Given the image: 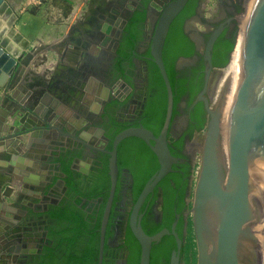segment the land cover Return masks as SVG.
I'll return each instance as SVG.
<instances>
[{
	"label": "water",
	"instance_id": "water-1",
	"mask_svg": "<svg viewBox=\"0 0 264 264\" xmlns=\"http://www.w3.org/2000/svg\"><path fill=\"white\" fill-rule=\"evenodd\" d=\"M16 2L10 3L8 0H0V58L3 59L7 58V51L5 50L10 46L8 38L10 28L18 18L15 10ZM187 2L188 0H151L147 6L146 20L144 22V30L150 24L149 57L147 58L158 68L166 90L165 117L158 135L155 136L152 131L142 125L137 127L130 126L114 136L110 150H106L104 148L105 145L91 146L93 149L104 152L109 156L108 175L110 188L101 218L97 264H102L103 260L105 230L117 183V146L120 141L128 137H136L142 140L155 155L159 167L147 180L135 202H130L131 208L125 218V222L116 229L117 233L111 241V245L122 244L123 236L128 227L140 247L139 264H150L152 245L158 243L163 236L171 235L175 240L176 247L170 253L169 264H180L184 238H180L175 231L179 214L176 215V219L171 224L170 229L163 228L153 235H148L141 225L143 212H140V209L148 194L153 192L157 184L167 174L175 171L172 168L174 164L189 161L192 166L194 165L193 156L187 151V146L195 137V133L191 139H186L183 147L182 152L187 158L174 157L168 147L170 143L168 134L170 133L173 137L179 135L181 133V125H175L176 120H179L178 118L172 121L173 93L162 58L163 47L170 25ZM200 6L201 0L198 1L195 14L183 24L184 33L194 42L196 51L202 55L204 60L202 88L189 108H192L198 102H202L206 118L203 132L204 142L201 150L199 170L193 186L192 199L189 201L191 179H189L185 196V203L186 205L190 204V208L184 214L183 236L187 225V215L189 214L196 245V264H238L242 259L243 241L248 240L255 245L257 244L254 232L247 225L252 218L254 206L257 205L264 214V0L243 36L233 83L229 111V150L233 161L232 178L237 183L234 189L230 187L220 162L221 112L219 108H212L211 106L210 79L214 70L223 69L230 62L232 51L237 44L238 34L242 25H244L243 23L247 21L246 16L251 3L249 0H244V8L239 16L240 23L235 35V46L229 53L228 63L224 67H215L212 64L213 45L222 32L223 27L220 26L209 32L208 28L210 26L209 23L212 21V13H210V17L202 16L199 11ZM134 9L135 4L128 7L130 12H133ZM151 15H153L152 23H150ZM192 19H196V22L205 28L202 30L196 26L190 27L188 22ZM125 24L126 19H118L115 28L111 24L104 22L101 30L106 33H109L110 30H116L115 37L119 38ZM205 34H209L206 41L204 40ZM117 46L118 42L116 41L114 52ZM81 48L86 50L83 46ZM22 53L20 52L16 58H11L5 67L8 75H11V82L16 85L23 80L21 75L26 68L32 70L30 66L27 67L28 63L26 60L29 54L23 57ZM20 57H22V62L19 59ZM81 57H84L83 52ZM197 59L198 54L189 58L180 57L175 67L180 69L184 66L194 65ZM17 61L23 64L18 66L14 72ZM26 74L28 73L26 72ZM2 78L4 76H1L0 73V83ZM103 90L104 95H102V98L104 100H107L110 96L122 101L132 91V87L120 80L111 91L106 87ZM24 93L26 92L24 91ZM79 95L82 97L83 93L80 91ZM47 96L49 97V95ZM81 102L90 104L93 101L91 102L88 96L85 95ZM37 104L38 101L36 102ZM182 106H185V103H182ZM15 107L22 110L17 105ZM23 107L26 108V105H23ZM62 111L63 108L61 107L52 113V120L56 122V125L61 126V118L71 122L73 125L74 123L76 124L77 120L72 116L70 110H66L67 112ZM32 112L34 113V111ZM1 113L0 125L3 124L4 116L6 117L7 114L11 116L14 110L9 113L6 111ZM23 113L25 112L23 111ZM26 113L29 112L26 110ZM180 120H182V124H185V118ZM81 124L83 122L79 121L76 125ZM25 126L28 125L25 124ZM54 128L56 129V126ZM91 130H98L99 135L102 136V141L104 143L108 142L102 129L91 128ZM17 131L19 130H16L14 135L19 133ZM21 131L23 132L24 130L21 129ZM78 140L84 146L89 147L85 139ZM80 161L84 163L81 167H75V162L73 167L87 174L91 158ZM129 182H132L131 177ZM158 190L159 196L153 211L157 219L160 220L162 212L157 209V206L162 203V198L161 189L159 188ZM122 253L123 258L118 260L117 264H126V252L123 251Z\"/></svg>",
	"mask_w": 264,
	"mask_h": 264
},
{
	"label": "trees",
	"instance_id": "trees-1",
	"mask_svg": "<svg viewBox=\"0 0 264 264\" xmlns=\"http://www.w3.org/2000/svg\"><path fill=\"white\" fill-rule=\"evenodd\" d=\"M151 0H140L133 12L125 11L126 24L118 39V46L113 57L114 78H121L129 86L134 87L133 77L134 58L139 44L145 41L144 22L147 6ZM198 0H188L181 12L170 25L163 47V63L173 93L172 121L182 113H188V122L179 135L173 137L170 133L168 147L171 155L187 158L183 154L186 139H191L194 132L204 129L206 118L202 102L189 108L203 84L204 60L196 49L194 42L183 31L185 21L195 14ZM207 38V35L205 36ZM149 43L145 50L138 54L144 61L146 76L143 89V101L136 106L133 118L119 119L117 111L125 106L133 96V90L122 100L109 97L100 115L95 122L104 131L108 139L106 150L111 149L114 136L127 127L139 125L152 131L157 136L165 117L166 90L156 65L149 60ZM235 46L234 34H227V29L217 37L212 49V64L215 67H224L229 60V53ZM238 47V46H237ZM236 47V49H237ZM198 54L194 65L175 67L180 57L189 58ZM185 106L181 108L180 103ZM189 109V112H187ZM84 154V146H62L52 162L58 166L55 176L47 189L56 181H63L60 192L55 191L56 201L49 203L42 212H30L28 220L39 221L45 230L44 242L41 250L31 254L26 264H97L100 225L105 203L109 194L110 179L108 175V154L96 152L87 174L73 167L76 160ZM118 177L113 203L111 206L104 237L102 264H117L126 252V264H139L140 247L129 228H126L122 244L111 245L119 227L117 221L121 216L120 203L125 186L129 187L126 194L131 202H135L147 180L158 170L155 155L139 138L128 137L120 141L117 146ZM175 170L167 174L148 194L140 212H143L141 225L148 235H153L163 228L170 229L176 222L175 231L183 237L185 224L184 212L188 208L185 196L190 176L194 167L189 161L172 166ZM130 174L132 182L123 176L124 170ZM161 189L162 203L159 210L162 212L157 219L153 207ZM120 225H122L120 223ZM118 226V227H117ZM187 230L191 229L190 217L187 219ZM192 231V230H191ZM191 238H194L191 235ZM190 238V240H191ZM194 244V243H193ZM176 244L173 236L165 235L152 245L150 264H169L170 253ZM187 249L183 245L181 257Z\"/></svg>",
	"mask_w": 264,
	"mask_h": 264
},
{
	"label": "crops",
	"instance_id": "crops-1",
	"mask_svg": "<svg viewBox=\"0 0 264 264\" xmlns=\"http://www.w3.org/2000/svg\"><path fill=\"white\" fill-rule=\"evenodd\" d=\"M8 1L10 3L16 2V0ZM26 1L27 0H17L18 3L16 2L15 10L18 14V18L8 35L10 46L5 50L7 51V58H0V73L1 76H4L0 83V116H2V111L9 113L14 110L11 116H9V114H7L6 117L4 116V121H2L3 124L0 125V254H10L8 256L0 255V264H19L25 251L29 249L32 250L34 240L36 237H39L41 232L37 230L38 224L28 221L27 216L30 212L44 211L50 201L54 202L57 200L52 193L58 189V187L60 189L63 188V181L58 180L51 188L47 189L58 168L51 160L58 154L59 149L55 150L49 143L50 139H52L51 133L42 129V110H34V113H32L33 117L27 113H20V111H17L15 105L19 107H21L20 105H24L20 101L16 102L14 100V93L20 88H18V85L11 82V75H8V71L5 67L9 60L11 58H16L30 41L33 42L32 49H36L37 52L42 51L44 58L48 57L49 54L59 56L51 45L54 43L58 45L57 42H62L70 58L62 57L58 63L61 64L59 65V69L67 66L72 71H76L74 66L75 64L77 65L78 49L71 43L72 34L70 36L68 35L72 27H74L73 24L76 20L65 26L66 22L69 21L67 18L56 19L52 17L51 19L47 16L46 18L43 16L44 18L42 19V8H38L41 4L30 5V2L27 4ZM71 1L72 0H54L53 2L61 6L65 4L66 6ZM60 25L66 28L61 29L62 27H60ZM88 28L89 26L86 30H88ZM56 32L60 33L57 34ZM86 36H88V33ZM105 37L106 36L101 40L102 42H106ZM40 42H42L41 46L39 44ZM78 43H80L79 39H77V44ZM35 44H39V46L35 47ZM81 46L86 49L83 50L82 48L84 56L86 54L85 52L95 49L94 44H90L87 39L82 41ZM57 48L63 51V46L61 48L57 46ZM73 56H75V59ZM50 63L48 62L47 65ZM63 63L65 65H63ZM45 68L48 69L47 67ZM53 68H55L53 73L48 75V72L45 71L44 74H42V79L38 80L42 82V85L33 87V89L43 88V85H45L46 88L49 86L48 89H52V82L55 83V81L59 80V74H57V77L53 76V79L50 80L46 77H50L51 74H55V72L60 73L58 65L53 64ZM24 75H26V70L22 72L21 76L23 77ZM65 75L67 76L68 74ZM75 76L78 75L75 74ZM32 78L33 75L28 77L30 81H32ZM18 84H22V81ZM33 84L35 85V80L31 83V85ZM60 87V93L68 96L64 100L60 98L63 101L53 94L43 92V95L40 93V98L38 97V104L34 106L39 109L40 107L42 108V105H46L49 102L51 106L54 104L58 106V108L62 107L65 112H67L66 110H70L72 116L76 119L78 115L74 113L71 104H77L80 98L79 88L77 86L76 90L71 91L70 87L64 85H60ZM55 94L57 95V93ZM22 95L25 98V93L23 91ZM47 95H49V97ZM87 96L90 100L93 98V95ZM74 99L78 100L74 101ZM80 101L81 98L79 102ZM92 107L94 108V106ZM29 118H32L31 128L25 126L26 119L28 120ZM78 120L80 122L82 121L81 118ZM21 129L24 131L22 132ZM16 130H19L17 131L19 133L14 135ZM95 135L99 136L98 130H88L83 133V138L93 143L95 141ZM84 156L79 158V161L77 160L75 167H81V165L84 164L80 161L85 160Z\"/></svg>",
	"mask_w": 264,
	"mask_h": 264
},
{
	"label": "flooded vegetation",
	"instance_id": "flooded-vegetation-1",
	"mask_svg": "<svg viewBox=\"0 0 264 264\" xmlns=\"http://www.w3.org/2000/svg\"><path fill=\"white\" fill-rule=\"evenodd\" d=\"M117 1L118 0H111L113 5H115ZM124 1L129 2L130 5L135 4V7L140 3V0H124ZM125 2H124V4H125ZM201 2H202V0H201ZM98 3L99 2L97 1L95 3L94 7ZM253 4H254V0H252V6H253ZM102 5L104 6L105 4H102ZM128 7L129 6H127V5H123L121 7L117 6L115 8V10H112L113 13L111 12V9H109L108 7H105L107 9L103 8L104 11L102 12V14H100L99 18L95 17V18H92L90 20L86 19L85 21L82 22V24L80 26L77 27V31H75V34H72L71 43L77 47V49H78L77 52L79 54V60H77V65L75 64L74 67L75 68H80L81 66L84 67L83 77L85 76L84 79L86 78V83H87V85L85 84L84 88H83L85 90H81L84 92H82L83 95H82V97L80 96V98L82 100V98L86 94L91 95V96L93 95L92 96L93 98L91 99V102L92 101L93 102L90 104H88V103L83 104L81 101L79 102V100H80V98H79L78 101L76 99H74V101H77L76 105L73 103L71 104V106L74 110V113L78 115L77 116L78 118L76 117L77 122H79L78 119L81 118V120H83V124L77 126L76 125L77 122H76V124L74 123V125H73V124H71V122H68L67 120L61 118L60 119L61 126H58V125H56V122H53L52 125L50 124V125L46 126L47 128L45 127L47 129V131L49 133H51L50 135H52L55 132V139L54 140L59 142L58 144H54L53 147L55 148V150L60 149L62 146H78L81 144V142L78 139H84L83 138L84 132L91 130V128L102 129L100 126H97L95 122L99 121L100 115H101L103 108L105 106V102H107L108 98L110 97L109 96L107 98V100H104L102 98V95H104L103 89H104V87H106V88H109L111 91L112 88L116 87L118 82L122 79L121 78L115 79L114 75H113V69H112L113 57L115 56L114 45H115L116 41L118 42V39H119V38L115 37L116 30H110L109 33H106L104 31H102L101 28H102V25L104 22L111 24L115 28V24L117 23L118 19H125L126 18L125 11L128 10ZM243 8H244V0H216V3L214 5V10L210 12V13H212V15H211L212 21H211V23H209L210 24V26L208 28L209 32H210V30L212 31V30L222 26L223 30L227 29V34H234V36H235L237 29L239 27V23H240L239 22V16H240ZM110 15H113V16H110ZM152 19H153V15H151L150 23L152 22ZM193 21L194 20H190L188 22V25L190 27L196 26L197 28L202 29V30L205 28V27L201 26L199 23H197L196 22L197 20L194 22ZM88 26H89V28H88V30H86ZM148 30H149L148 28H146L144 30L145 31V41L139 44V47L137 49V54L133 60L134 72H135V75L133 77V83H134V87L132 89L134 91L133 96L125 106L118 109L117 116L119 117V119H122L123 117L133 118L136 106L138 104H140L141 101H143V94H144L143 89H144V86L146 85V83L144 81L145 76H146V71H145L144 61L142 58L139 57L138 54L142 53L147 46L149 35H150V32ZM223 30H222V32H223ZM87 33H88V36H86ZM206 35H207V38L205 37ZM104 36H106L105 37L106 42L101 41ZM108 36H110V37H108ZM208 37H209V34H205L204 40L206 41L208 39ZM77 39H79V42H80L78 44H77ZM85 39H87V41L90 44H92V43L94 44L95 48L98 49L96 51L97 54H93L92 51H90V52L88 51V52H85L86 53L85 56L83 55L84 58L81 57V54H82L81 43ZM102 49L107 54L105 56H103V58H100L97 55L100 52V50H102ZM101 53L102 52H100L99 54H101ZM95 63H96V69L94 67ZM63 65H65V64L63 63ZM68 70L70 71L69 67H67V66L60 69V73H58L59 74V76H58L59 80L57 79L58 81H55V83L52 82V84H53L52 89H48L49 86H48V88H46L45 85H43L44 87L40 88L41 90H38V92H36L30 98L35 101L37 99L36 96H39L38 94H40V93H42V95H43V92H48L50 94H53V95L59 97V99L62 98L64 100L65 98H67L68 96L60 93V90H61L60 85L70 87V90L74 91V90H76V87L79 86V81L82 80V79H80L79 76H75L72 73L70 74L71 71L69 72ZM65 74H68V75L66 76ZM63 75H64V77H63ZM89 80H90V83H89ZM55 93H57V95ZM79 93H80V90H79ZM63 100H61V101H63ZM182 103H184V101H182L180 103V106H181V108H184V106H182ZM92 106H94V108ZM187 112H189V109ZM181 118H185V124L181 123L182 122V120H180ZM178 119L179 120H176L175 125H181L180 129L182 131L187 126L188 113H186V114L182 113L178 117ZM44 120H46V119H43V121ZM55 126H56V129L54 128ZM174 128H176V126H174ZM198 132L199 131L194 132L195 135L198 134ZM64 140H69V144H65V142H63ZM86 142L89 144V147L84 146L82 144L84 146V152H85L83 154V156L86 155V156H84L85 160L91 158V162L93 160V157L95 156V153L98 152L96 149H93L92 147H98L96 145H103V146L105 145L106 146V144H107V143H104L102 141L101 135H99V136L95 135V141L93 143L88 142V140ZM105 146H104V148H105ZM58 152H59V150H58ZM76 162H77V160L75 161V163ZM90 165H91V163H90ZM129 175L130 174L125 169L123 172V176L125 178L129 179L128 184H130V182H129L130 176ZM128 188L129 187L125 186V188L123 190L122 200H121L120 209H119L121 211V216L119 217V220L117 221L118 226H120V223L123 224L125 222V218L128 215V212L131 208L130 196H128L126 194V190ZM61 190L62 189H60L58 187V189H56L55 191L60 192ZM55 191L52 193L53 195H54ZM49 203H52V202L50 201ZM28 221H31V222L38 224L37 230H39V232H41V234L39 235L38 238L37 237L35 238L34 243H33L34 246H33L32 250L29 249V250L25 251L23 257L19 261V264H26L27 260L30 259L29 258L30 255L39 252V249H41V245L44 242L45 230L42 228L41 223L39 221H36V220H28Z\"/></svg>",
	"mask_w": 264,
	"mask_h": 264
},
{
	"label": "rangeland",
	"instance_id": "rangeland-1",
	"mask_svg": "<svg viewBox=\"0 0 264 264\" xmlns=\"http://www.w3.org/2000/svg\"><path fill=\"white\" fill-rule=\"evenodd\" d=\"M53 1L54 0H27L26 3L28 4L30 2L29 3L30 5L31 4H37V5L41 4V6L40 5L38 6V8H42V19L44 17L46 18V16L51 18V19H52V17H55L56 19L67 18V19H69V21L66 22L65 26H67L69 23L71 24V22L76 20V22L73 24L74 28L72 30H70V32H69L72 34H75V31H77V27L80 26L82 24V22L85 21L86 19L90 20V19L95 18V17L99 18L100 14H102V12L104 11L103 8H105V7H108L109 9H111V12H112V10H115V8L117 6L118 7H121L123 5L131 6L129 4V2H125L124 0H118L115 5L112 4L111 0H72L66 6H65V4H63V6H61L60 4H55V2H53ZM97 1L99 3L96 4V6L94 7L95 2H97ZM124 2H125V4H124ZM202 3H203V0H202L201 4ZM215 3H216V0H205V3L203 5V11H202L201 15L204 17H210V12L214 10ZM102 4H105V5L103 6ZM105 9H107V8H105ZM110 16H113V15H110ZM60 27H62L61 29L66 28V27L61 26V25H60ZM11 28H10V30H11ZM56 33L58 34L60 32H56ZM57 43H58V45L56 43H54L53 45H55V46L61 45L60 42H57ZM39 44L41 46L42 42H40ZM39 44H35L36 45L35 47H38ZM32 45H33V42L30 41L22 51L23 57H26V54H29V57L26 60L28 63L27 67L30 66L32 69V70H29L28 68H26L25 70L28 74L24 75L22 77V79L27 80L30 75H33L34 79H37V80L42 79V74H44L45 71L48 72V75L50 73H53V71L55 69V68H53V64L58 65V69L60 68L59 65H61V64H58L60 59H61L60 56H57V55L55 56L53 54H49L48 57L44 58V55H42V51L37 52L36 49L33 50ZM57 50H58V48H57ZM97 50L98 49H96V48L93 49L92 53L97 54L96 53ZM100 52H102V53L99 54ZM100 52L97 55L100 58H103V56H105L107 54L103 49L100 50ZM56 54H58V53H56ZM69 56L70 55L68 53L65 54L66 58ZM73 58L75 59V56H73ZM19 59L22 62V60H21L22 57H20ZM77 60H79V54L78 53H77ZM48 62L49 63L51 62V63L47 65ZM18 63H20V62L17 61V64L15 65L14 72L16 71V68L18 66L23 64V63H20V64H18ZM45 67H47L48 69H46ZM94 67L96 69V63L94 64ZM56 71H58V70H56ZM59 71H60V69H59ZM72 73H75L76 75H78L80 77V79H82L79 81V86H80V87L78 86L79 90H85L83 88H84L85 84L87 85V83H86V78L84 79L85 76L83 77L84 67L81 66L80 68H76V71L74 70V71H72ZM57 74L58 73L55 72V74H51L50 77H46V78H48L49 80L53 79V76L57 77ZM70 74H71V72H70ZM89 83H90V80H89ZM38 84L42 85V83H37L36 87H39ZM81 92H84V91H81ZM14 96H15L14 100L16 102L20 101L22 104L26 105V108L23 107L22 105H20L22 110L17 109V111H20V113H23V111L26 113V110H27L29 112L27 114L31 115L33 117L32 111H34V110L35 111H38V110L41 111L42 110V129L47 130L46 126L53 124V121L51 120V119H53L52 113H54L55 110L58 109V106H55L54 104L51 106V103L48 102V104L42 105V108L41 107L39 109L37 107L33 108L32 106L25 104V102H24L25 98L22 95V92L20 94L19 90L15 91ZM76 100H78V99H76ZM63 111H64V109H63ZM43 119H46V120L43 121ZM81 122H83V121H81ZM31 123H32V118H29L28 120L26 119V124L28 125V127H30L29 125H31ZM199 135H201V134H199ZM51 137H52V139H50L49 143L53 147L54 144H58L59 142L54 140L55 139V132L51 135ZM63 142H65V144H69V140H64ZM196 165H197V163L195 164V168H194L195 170L193 172V175H191L189 178V179H191V182H192L191 187H190V191H191L190 197H192L193 186H194V182L196 179V175H195ZM189 208H190V204L188 205V208L185 210L184 214L187 213V210H189ZM157 209L159 210V205L157 206ZM187 217L189 218L190 215L188 214ZM191 230H192V227L190 230H187V228H185V234L183 236V238H184V244L183 245L186 247L187 252H186V254H184L181 257L180 264H196V245H195L194 238H191V235L194 237L193 231H191ZM190 238H191V240H190ZM254 247L256 248L255 244H254ZM0 255H7L8 256L10 254L2 253Z\"/></svg>",
	"mask_w": 264,
	"mask_h": 264
},
{
	"label": "bare ground",
	"instance_id": "bare-ground-1",
	"mask_svg": "<svg viewBox=\"0 0 264 264\" xmlns=\"http://www.w3.org/2000/svg\"><path fill=\"white\" fill-rule=\"evenodd\" d=\"M262 2L263 0H254V4L252 6V0H250L252 7L251 6L249 7L246 16L247 21L246 23H243L244 25H242L241 31L238 34L237 44H236V47L238 46L237 49L235 47L234 51L232 52L231 59L228 65L223 69L214 70L210 79V95L212 98L211 106L212 108L214 107L219 108L221 112L222 129H221L220 142H219L220 162L224 174L226 176V179L232 189H234L237 184L232 178L233 161L229 150V111H230L233 83H234L237 63L239 59V54L241 50V45L243 41V36L245 35L252 19L254 18ZM204 3L205 0H203V3L200 6V10H199L200 13H202L203 11ZM192 20L196 21V19H192ZM71 34L72 33H69L68 35L70 36ZM60 44L61 45L58 47L63 46V51L61 50V52L57 50V46H53V45L51 46L52 48H54L53 50L57 52L62 59V57H65V54L67 53L65 51L63 43L60 42ZM34 80H35V85L33 84L34 85L33 86L31 85V83L34 82ZM37 83H42V82L32 78V81H30L29 79L22 80V84H18V88H20L19 91L26 92L25 101H24L25 104L32 107H34L39 97L36 96L37 99L35 101L30 98L36 92H38V90H40V89H36V90L33 89V87H36ZM203 142H204L203 134L201 135L196 134L193 140L190 141V143L187 146V151L191 153L193 156L194 164L197 163L196 173H195L196 176L199 170ZM190 199L192 198L190 197L189 201ZM247 225L254 232L257 239V244L255 248L254 244L249 242L248 240L243 241L242 254H241L242 259L240 260V262H238V264H264V214L257 205L254 206L252 218L250 219V221H248Z\"/></svg>",
	"mask_w": 264,
	"mask_h": 264
},
{
	"label": "built area",
	"instance_id": "built-area-1",
	"mask_svg": "<svg viewBox=\"0 0 264 264\" xmlns=\"http://www.w3.org/2000/svg\"><path fill=\"white\" fill-rule=\"evenodd\" d=\"M147 28L150 30V24H148ZM149 30H148V31H149ZM149 32H150V31H149ZM234 49H235V48H234ZM233 51H234V50H233ZM233 51H232V52H233ZM203 132H204V129L201 130V131H199L198 134H203ZM192 167L195 168V164H194ZM194 170H195V169H194ZM194 170H193V172H194ZM195 173H196V171H195ZM192 175H193V174H192Z\"/></svg>",
	"mask_w": 264,
	"mask_h": 264
}]
</instances>
